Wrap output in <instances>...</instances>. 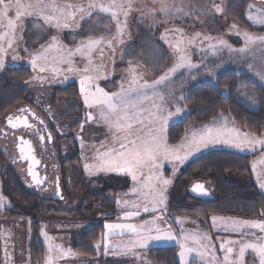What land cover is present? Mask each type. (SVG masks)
<instances>
[{"label": "rangeland", "instance_id": "1", "mask_svg": "<svg viewBox=\"0 0 264 264\" xmlns=\"http://www.w3.org/2000/svg\"><path fill=\"white\" fill-rule=\"evenodd\" d=\"M113 3L119 7L112 8L108 12L100 10L101 5L107 7ZM93 4L97 7H89ZM50 5L54 6L56 11L49 7L50 11L46 16H58L60 10H63L65 15L69 12L73 13L67 19L69 26L58 28L46 23L52 29L48 32L46 30L44 34L41 28L36 27V35L34 34L32 38L33 43L36 40L40 41L42 37L45 39L56 37L57 41L65 36L67 45H76L77 37L80 38V44L69 49L64 44L61 46L56 44L55 49L45 52V49L53 44L51 40L44 46L45 48L42 46L40 52L38 51V56L46 58L37 59V66L33 69L31 62L36 56L30 51L31 45L25 41L26 39L20 43V37H23L21 28L16 26L12 33L7 29L5 21L4 25H0V36H4V39L0 40V47L3 48V55L0 56L3 60V67H0V80H15L16 73L9 70H28L20 82L29 90L27 102L23 107H29L40 116L53 138L50 160L45 163L51 168L56 167L57 172L52 169L53 172L50 174L52 178L54 175L62 178L60 183L63 186V195H60L61 200L58 205L48 206L54 211L48 216H35L29 221L17 216L5 217L4 211L8 207V202L3 196L2 181L4 170L11 165H8V162L0 163V196L4 198V206L0 208V264H32L28 261L27 246L30 240L29 225L33 222L39 224L40 238L46 252L41 264H45L49 256L54 260V264H151L147 256L148 251L163 247H176L177 259L180 263L179 244L181 242L194 249L187 255V264H222L224 254L220 250L221 242L228 239L240 240L241 236L226 232L219 221L247 219L182 215L170 208V201L181 200L187 194L186 190H181L177 181L182 169L189 162L211 150L245 154L246 149L241 151L225 145L209 146L195 153L183 164L177 162L175 174L173 164L165 162L162 169L163 176L172 179L173 183L168 186L164 194V205L155 204L147 189L133 194V189H142L143 186L134 183L126 174L95 172L92 168L88 172L85 171V164L91 166L98 163L96 157L99 153L112 147H119L118 137L132 135V133L127 130L117 131L114 126L110 127L109 121L114 123L117 117L109 115L101 105L86 107L80 92L79 81L85 76L98 77L93 81V90L98 86L109 94L127 91L129 87L138 88L145 83L155 85L154 88L145 90L150 99L139 107L147 110L152 108L155 102L164 109L165 116L169 112L175 113L177 108L181 110L180 115L170 119L169 124L164 128L162 135L166 139L167 130L181 123L187 115V111L179 106L178 90L181 84L175 81L179 75L184 74V81L196 86L203 83L214 84L219 75L229 70L235 73H246L258 83L264 84V79H261V75H264V42L257 39L253 43H246L244 38L245 34L252 37H264V23H262L264 1L52 0ZM81 8L84 9L83 12L79 11ZM217 8L220 10L217 11ZM112 11L117 12L115 19L111 15ZM105 16L110 17L114 20L113 22L123 19L126 21L125 26L120 25L121 31L117 32V25L113 27V22H109ZM63 22L64 20L61 19V23ZM17 31L18 35H16ZM11 36L14 37L11 38ZM9 39L12 40L11 47H9ZM27 41L30 42V40ZM89 41H99L91 52L85 47ZM78 47L83 50L76 52ZM70 52L74 53L70 57V64L58 61L61 56L68 57ZM181 56L186 58L183 63L190 64V67H178L181 64ZM69 67L73 71H68ZM41 68L45 71H40ZM86 68L88 71H84ZM173 69L176 70L173 72ZM165 75L168 78L156 84ZM133 79L135 83L132 82ZM68 84H75L79 92V126L74 131L72 130L73 121L67 109L68 105L65 102H51L52 91ZM237 100L247 109L257 110L256 97L251 92L242 93ZM43 107H47L48 112H45ZM102 111L108 116L107 121L102 118ZM236 129L241 134L247 133L239 128ZM201 132L202 130L197 132L189 130L184 138L198 136ZM3 135L5 134L0 132V138ZM70 137L74 138L76 146L65 143V140ZM255 137L264 139V135L259 136L261 138ZM5 139H0V152L6 158L14 159L10 153L11 144ZM182 140L177 145L168 146L170 148L178 146ZM76 150L81 159L80 163L78 166H70L66 163L64 174H62L61 162L73 156ZM256 152L258 155L253 165H256L257 173H264V164L260 163L264 159V149L257 147ZM142 172L146 176L148 169H143ZM112 176H116V182L113 183L110 180V192L117 190V193L115 195L110 193L107 197L110 200V207H107V204L101 203L102 201L95 195L97 191L105 188L98 179L103 177L108 180ZM121 177L122 179L119 180ZM245 180L242 179L239 182L244 184ZM204 187L208 191L210 183L204 182ZM35 193L40 199H49V194L42 191H35ZM133 203L140 205V215L124 219L127 212L136 211V208L131 207ZM144 206L149 207V212L143 211ZM153 206L157 207L156 212L151 211ZM156 217L159 219H155ZM212 217L217 218L215 226H213ZM154 219L153 227L160 229L159 234L170 231L176 239L151 241L145 248L137 246L129 251L126 246L134 242L137 237L130 231L117 230L114 235L108 237L109 250L107 254L105 253L104 224L124 223L138 226ZM96 224L102 225L103 231L94 248V257L86 259L75 251L74 246L79 242L81 235ZM42 232L44 235L41 234ZM153 234L157 233L153 232ZM205 235L210 239L203 241L202 244H194L192 240H182L184 236ZM257 235H259L258 232ZM245 239H252V237H245ZM235 247L238 250V245ZM57 248L62 249L66 254L70 252L71 255L60 258ZM49 249H52L51 253ZM195 249L204 252L203 257L197 256ZM245 259L247 264H253L252 253H246Z\"/></svg>", "mask_w": 264, "mask_h": 264}, {"label": "trees", "instance_id": "2", "mask_svg": "<svg viewBox=\"0 0 264 264\" xmlns=\"http://www.w3.org/2000/svg\"><path fill=\"white\" fill-rule=\"evenodd\" d=\"M9 71L15 72L16 76L14 77L15 80H0V130L6 127L10 117L24 108L28 98L27 86L20 83L22 76L28 70L15 69ZM183 77L184 74H181L175 81L181 84L178 90L179 106L187 111V115L181 123L173 125L167 130L166 142L168 145H177L189 130L208 124L220 115L227 117L234 127L251 135L259 137L264 133V88L247 74L228 70L219 75L214 84L203 83L196 86L187 84ZM245 92H251L256 97V111H251L238 102V96ZM51 102H65L68 105V113L73 121L72 130H76L79 126L80 112L77 86L68 84L53 90ZM0 139H5L4 135ZM5 140H9L11 144L10 153L14 156L12 138L9 136ZM65 143L76 146V141L72 137L65 140ZM77 153L76 150L73 156L61 162L62 174H64L63 170L66 163L70 166H78L81 159ZM254 156L211 150L192 160L182 169L177 181L181 190H186L187 194L181 200H171L170 208L182 215L260 219L258 213L264 209V195L255 185L246 186L239 182L245 177H250L251 160ZM4 162L11 165L10 168L4 170L2 181L3 196L8 202L4 216H17L22 220L29 221L35 216L53 214L54 211L48 206L59 203L53 201L50 196L47 200L40 199L34 189H27L23 166L17 164L14 159L6 158L0 152V163L4 164ZM121 179L122 177L119 180ZM59 180L61 182L62 178ZM110 180L115 183L116 176H112L108 180L103 177L99 178L98 181L105 188L97 191L95 195L98 200L102 201L101 203L107 204V207H110V200L107 197L110 193L114 195L117 193V190L110 192ZM204 182L210 183L208 199H205L203 195L197 196L190 192L197 183L204 187ZM111 202L113 201L111 200ZM29 231L28 261L32 264H41L45 259L46 252L40 238L39 224L37 222L31 223ZM102 231L103 226L100 224L90 227L81 235L79 242L74 246L75 251L83 258H93L95 255L94 248ZM177 253L176 247H163L149 250L147 256L151 264H180Z\"/></svg>", "mask_w": 264, "mask_h": 264}, {"label": "snow or ice", "instance_id": "3", "mask_svg": "<svg viewBox=\"0 0 264 264\" xmlns=\"http://www.w3.org/2000/svg\"><path fill=\"white\" fill-rule=\"evenodd\" d=\"M11 5V7H10ZM51 7L55 12L54 6ZM91 8L97 7L96 5H89ZM119 7L115 3L105 7L100 6V10L103 12H108L112 8ZM35 5L23 4L21 0H0V25H4L6 21V27L10 31H14L17 26V21H19L25 15H32V11L29 9H35ZM15 10V18H10L9 13ZM220 9L217 8V11ZM79 11L83 12L84 9L81 8ZM43 9L40 10L41 18L44 19L45 23H50L54 27H68L67 19L73 15L69 12L65 15L63 10H60L58 16H46L43 15ZM112 17L115 19L117 17V12H111ZM61 19L64 20L61 23ZM55 21V23H53ZM264 23V21H262ZM121 28L119 22H117V32H120ZM7 36V33H5ZM246 43H253L257 39L264 42V37H252L245 34ZM4 39V36H0V40ZM53 44L45 49V52L51 51L57 47L56 37H52ZM99 41H89L86 44V48L91 52L92 48L98 44ZM12 46V40L9 39V47ZM82 48H77L76 52H81ZM240 51H245V49H240ZM74 53H69L68 57L61 56L58 61L61 63H71L70 57ZM3 55V48L0 47V56ZM45 56L34 57L31 64L32 68L35 69L37 66V59H45ZM186 58L181 56V64L178 67H190L183 63ZM0 67H3V60L0 59ZM176 69H173L174 72ZM40 71H45L41 68ZM56 71V69H53ZM68 71H73L69 67ZM84 71H88L86 68ZM98 77L85 76L79 81L80 92L84 98V104L88 108H92L94 105H101L103 109H106L109 115L117 117L114 123L109 121L110 127H115L117 131H129L132 135H126L123 137H118L119 147H112L108 150L99 153L96 157L98 163L95 165L85 164V171L88 172L92 168L95 172H118L126 174L131 180L136 184H141L142 189H133V194H137L143 189H147L149 194L152 196V200L155 204L164 205L165 203V192L169 185L173 183L172 179L165 178L163 176L162 169L165 162L173 164V173L175 174L176 163L183 164L195 153L200 152L204 148L215 145H225L230 148H235L238 150H254L257 147L264 149V139H258L255 136H249L247 133L241 134L234 129H229L226 126L216 127L215 122L212 126H205L202 132L196 136L193 135L191 138L185 137L181 144L170 148L166 142L162 132L164 128L169 124L170 119L174 116H179L181 110L176 109L175 113L169 112L168 115H163L164 109L159 105H152L150 109H144L139 107L146 100L150 99L146 89L154 88L155 85L143 84L138 88L129 87L127 91H122L121 93L109 94L102 88L96 86L93 90L92 84L94 79ZM167 75L161 77V81L166 80ZM261 79H264V75H261ZM135 83V79L132 81ZM135 97V98H133ZM154 100V97H152ZM26 111V110H23ZM102 118L106 121L108 116L104 115L102 111ZM91 119V117H89ZM9 125L13 128L17 127V124L23 123L25 127H29L26 120L17 119L16 123H13L12 118H9ZM139 126V127H136ZM51 139V137H49ZM24 145H27V141H22ZM20 155L24 160L31 161V165L28 168V175L31 177L33 185H40L42 183L41 178L33 171L32 165H35L37 161L32 156L30 147L26 149L25 147L20 148ZM264 164V159L260 161ZM143 169H148V174L145 176L142 172ZM253 172L257 175V181L259 187L264 189V173L256 172V165H253ZM32 186V185H30ZM193 193L199 195H206V191L202 184H195L191 189ZM57 196L60 195L59 190H57ZM3 196H0V208H3ZM126 206H128L126 202ZM131 207L136 208V211H129L126 213L124 219H131L134 216L140 215L139 207L140 205L133 203ZM143 211L145 213L149 212V207L144 206ZM152 212L157 211V207L153 206L151 208ZM260 219L258 220H224L221 219L219 223L224 228L226 232L237 233L241 236L240 240L228 239L222 241L220 244V250L223 252L222 264H247L245 259L246 253H252L253 264H264V209H261L258 213ZM155 219H159L156 217ZM154 220L145 221L144 223L136 226L132 224L124 223H106L104 224V249L107 254L109 250V245L107 243L108 237L114 235L117 230L121 232L127 230L132 232L137 239L132 242L127 247V250H132L137 246L140 248H145L151 241H162V240H174L176 237L169 231L164 234H159L160 229L154 228ZM213 226L217 224V218L212 217ZM254 230V231H248ZM153 232L157 234H153ZM257 232L259 235H257ZM44 235V233H41ZM245 237H252V239H245ZM210 239L208 236H184L183 241L192 240L194 244H202L203 241ZM238 245V250L235 246ZM180 252L179 259L180 264H187V255L194 249L188 247L186 243L181 242L179 244ZM56 251L59 253L60 258H64L66 255H71L70 252L67 254L62 250L57 248ZM207 251V248H205ZM52 252V249H49ZM196 255L203 257L204 252L199 249H195ZM45 264H54V260L51 256L46 260Z\"/></svg>", "mask_w": 264, "mask_h": 264}, {"label": "flooded vegetation", "instance_id": "4", "mask_svg": "<svg viewBox=\"0 0 264 264\" xmlns=\"http://www.w3.org/2000/svg\"><path fill=\"white\" fill-rule=\"evenodd\" d=\"M45 112H48L47 107H43ZM26 110V111H23ZM13 123L17 122V119L23 121L26 120L29 127H25L23 123L17 124V127L13 128L9 125L7 121L6 127L2 128L1 133L5 134V137H11L13 140V149H14V160L17 164H21L23 166L25 179H26V188L34 189L35 191H42L52 198L53 201L59 202L55 200L57 190L60 191V195H63L62 185L60 183L59 177L54 175L53 178L50 173L54 171L57 172L56 167L51 168L45 162L50 160V152L53 146V138L50 135L49 131L44 126L40 116L34 112V110L29 107H24L17 111L12 117ZM51 137V139H49ZM50 140V141H49ZM22 141H28L32 144L34 149V156L39 161V166L36 169L39 177L42 180V186L32 187L30 186V180L27 177V161L21 157L20 148L23 144Z\"/></svg>", "mask_w": 264, "mask_h": 264}, {"label": "crops", "instance_id": "5", "mask_svg": "<svg viewBox=\"0 0 264 264\" xmlns=\"http://www.w3.org/2000/svg\"><path fill=\"white\" fill-rule=\"evenodd\" d=\"M13 2H14V0H13ZM21 3H23V4H31V5H35L36 6V8L35 9H29V11H32V15H25V16H23L19 21H17V27L20 29L21 28V31H22V34H21V36H23V37H20L21 38V41H20V43H22V41H23V39L26 41V42H28L29 43V45H31V49H30V51L34 54V56H36V57H40V56H38V51L40 52V50H41V48H42V46L44 47V46H46V44L47 43H49L52 39H51V37H48L47 39H45V37H42V39L40 40V41H35V43H33V40L34 39H32V38H34V36L36 35V33H35V28L36 27H39V28H41V31H42V34H44V32L47 30V32L48 31H50V29H52L51 28V26H49V25H47L46 23H45V21H44V19H42L41 18V14H40V10L41 9H43V15H46V14H48V12L50 11V9H49V5L52 3V0H21ZM10 7H11V5H10ZM9 16H10V18H15V10L13 9L12 11H10V13H9ZM106 17V19L109 21V22H113L114 20H112V19H110V17H108V16H105ZM117 22H119V25H122V26H125V23H126V21L125 20H121L120 19V21H115V22H113L112 24H113V27H115V25H117ZM46 24V25H45ZM48 27H50V28H48ZM48 28V29H47ZM12 33H13V31H12ZM18 33V31L16 32V35H18L17 34ZM35 34V35H34ZM14 36H11V38H13ZM18 37V36H17ZM65 36H62L61 37V40H60V38L56 41V44L59 46H61V45H65L68 49L69 48H73L74 46H76V45H79L80 44V38H76V45L74 44V45H72V46H69V45H67L66 44V42H65ZM27 40H30V42L29 41H27ZM19 41V40H18ZM14 43H19V42H16V41H13ZM64 42V43H63ZM19 43V44H20ZM78 43V44H77ZM35 44V45H34ZM45 48V47H44ZM67 50V49H66ZM60 54H63V53H60ZM246 74V73H245ZM248 75V74H247ZM253 81H255L254 80V78L252 77V76H250V75H248ZM178 78V77H177ZM177 78L175 79V80H177ZM258 85H260L261 87H263L264 88V84H260V83H258L257 81H255ZM221 116H223V117H221ZM214 122H215V126L216 127H224V126H226L227 128H229V129H234V130H237L236 129V127H234L232 124H231V122L228 120V118L227 117H225L224 115H220V116H218L217 118H215L213 121H211L210 123H208V124H204V125H202L201 127H199V128H195V129H191V130H193V131H195V132H197L198 130H203L204 129V127L205 126H212L213 124H214ZM222 124L224 125V126H222ZM187 135V134H186ZM264 135V133L261 135V136H263ZM259 138H261V137H259ZM218 150V149H217ZM222 151H224V150H222ZM246 153L245 154H243V153H238V152H232V153H237V154H240V155H244V156H249V155H255L253 158H252V160H251V175H250V177H245V178H243V179H246L245 181H244V185H246V186H249L250 184H253V185H255L257 188H258V190L264 195V189H261L260 187H259V183H258V181H257V175L253 172V162H254V160L256 159V156L258 155V153L256 152V149H254V150H248V149H246ZM225 152H229V151H225Z\"/></svg>", "mask_w": 264, "mask_h": 264}, {"label": "water", "instance_id": "6", "mask_svg": "<svg viewBox=\"0 0 264 264\" xmlns=\"http://www.w3.org/2000/svg\"><path fill=\"white\" fill-rule=\"evenodd\" d=\"M263 1H264V0H263ZM49 141H50V140H49ZM27 142H28V141H27ZM21 147H25L26 149H28V148L30 147V149H31V153H32V156H33V157L35 158V160L37 161V163H36L35 165H32V167H33V171L36 172V169H37L38 166H39V161H38V160L36 159V157L34 156V149H33V147H32V144H31L30 142H28L27 145L22 144ZM24 161H25V160H24ZM26 161H27V177L29 178L32 187H36V185H33V182H32V180H31V177L28 175V168H29V166L31 165V161H29V160H26ZM36 173H37V175L39 176L38 172H36ZM38 186H42V183H41L40 185H38ZM204 190H205V189H204ZM205 191H206L207 194H206V195H203V197H204L205 199H208V198H209L208 191H207V190H205ZM190 192L192 193L191 190H190ZM59 193H60V191H59ZM195 195L198 196L199 194H196V193H195ZM55 200L60 201V200H61L60 195L57 196V194H56Z\"/></svg>", "mask_w": 264, "mask_h": 264}]
</instances>
